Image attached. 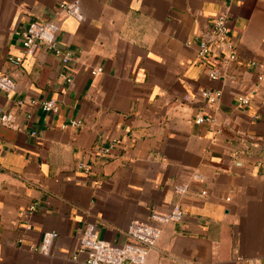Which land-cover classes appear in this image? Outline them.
<instances>
[{"label":"crops","instance_id":"1","mask_svg":"<svg viewBox=\"0 0 264 264\" xmlns=\"http://www.w3.org/2000/svg\"><path fill=\"white\" fill-rule=\"evenodd\" d=\"M71 2L80 20L57 12ZM32 22L57 23L59 54L26 52ZM0 76V264H81L86 229L122 245L174 205L145 264H264V0H0Z\"/></svg>","mask_w":264,"mask_h":264},{"label":"built area","instance_id":"2","mask_svg":"<svg viewBox=\"0 0 264 264\" xmlns=\"http://www.w3.org/2000/svg\"><path fill=\"white\" fill-rule=\"evenodd\" d=\"M59 14L71 16L76 20H80L77 5L74 2L61 3L57 7ZM57 23L53 22H32L22 33V45L27 53L34 50L54 51L55 49V34L57 31ZM210 33L212 35V42L217 48V54H224V58L228 61L235 60V48L230 41V27L227 15L220 13L211 23ZM61 60L66 63L70 56L68 53L60 54ZM197 58L203 63L216 62L214 53L208 48V44L202 41L199 44L197 51ZM21 59L12 60L13 63H20ZM101 71L95 69L91 74ZM215 73L211 72L210 76L215 77ZM13 82L7 76H0V89L3 91L13 90ZM211 102L215 98H209ZM241 103H245L244 99H240ZM42 109L46 112H55L56 105L53 100L42 103ZM203 118H197V122H202ZM0 125L12 126V121L7 114L0 113ZM183 187H178L176 192L182 194ZM183 218V213L178 205L171 207L166 213L160 214L153 212L150 214V221L132 220L125 230L126 237L129 242L122 245H113L98 240L94 237L91 229H86L82 234L78 247L77 254H84L85 259L81 264H145V256L151 251L162 232V226L170 223L180 222ZM56 238L54 232H46L43 234L41 242L37 251L41 254H47ZM191 264V263H186Z\"/></svg>","mask_w":264,"mask_h":264}]
</instances>
